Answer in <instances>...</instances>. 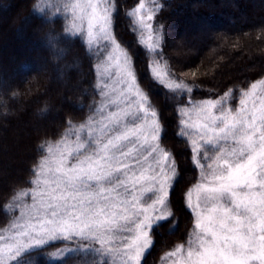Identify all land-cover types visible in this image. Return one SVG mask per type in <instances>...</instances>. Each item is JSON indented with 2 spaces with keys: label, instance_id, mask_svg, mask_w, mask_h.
Wrapping results in <instances>:
<instances>
[{
  "label": "snow or ice",
  "instance_id": "obj_1",
  "mask_svg": "<svg viewBox=\"0 0 264 264\" xmlns=\"http://www.w3.org/2000/svg\"><path fill=\"white\" fill-rule=\"evenodd\" d=\"M85 7V41L98 59L101 102L85 123L69 121L59 140L41 144L35 187L15 193L9 207L19 215L0 230V264H20L56 240L77 242L52 253L56 260L75 252L95 253L92 264H116L117 258L141 264L153 223L171 215L167 201L177 166L160 143L158 112L110 31L112 4L87 0L65 10L76 19ZM144 7L129 15L148 32L142 43L156 53L162 38L153 37L140 15ZM74 29L81 30L73 23L66 31ZM150 71L177 101L178 136L187 138L198 170V182L186 193L196 231L186 249L180 245L167 255L184 252L179 264H264V79L242 90L232 108L230 92L193 100V88L170 76L159 58Z\"/></svg>",
  "mask_w": 264,
  "mask_h": 264
},
{
  "label": "trees",
  "instance_id": "obj_2",
  "mask_svg": "<svg viewBox=\"0 0 264 264\" xmlns=\"http://www.w3.org/2000/svg\"><path fill=\"white\" fill-rule=\"evenodd\" d=\"M119 1L117 34L125 36L132 53L140 54L127 31L131 20L124 15L138 0ZM161 2L156 18L175 74L193 88V99H218L230 92L226 102L236 108L241 91L264 79V0ZM136 58L146 76L144 59ZM61 76L66 77L64 84ZM166 95L161 91L159 97L170 139L166 148L177 153L185 177L193 178L185 141L174 136V108L163 101ZM98 98L95 57L81 40L65 32L61 15L41 7V0H0V230L10 228L19 215L9 207L15 193L35 187L33 169L44 155L41 144L59 140L69 121L85 123ZM178 194L174 200L180 212ZM187 226L183 219L181 236ZM169 241L154 243L145 264H154ZM75 247L77 242L56 240L24 256L20 264H92L95 253L69 252L63 260L51 255Z\"/></svg>",
  "mask_w": 264,
  "mask_h": 264
},
{
  "label": "rangeland",
  "instance_id": "obj_3",
  "mask_svg": "<svg viewBox=\"0 0 264 264\" xmlns=\"http://www.w3.org/2000/svg\"><path fill=\"white\" fill-rule=\"evenodd\" d=\"M162 0H138L137 3H134L130 8H127L124 12H125V16H127V18L129 17L131 22L128 21L127 24V31L129 32V35L132 36L133 39V43L137 45V47L140 49V54L137 55H141L142 58L145 61V71H146V76L142 75L141 68H139L137 61L139 59H137V55H135L134 53H132L131 51V46L129 45V42L126 40L125 36L123 34H117L116 31V19L117 21H119V17H120V13L122 11V9H120L119 0H109V2L112 4V20H111V28L110 31L112 32L115 40L117 41V43H119L121 45L122 48H124L130 59H131V64L132 67L135 71V74L137 76L138 79V83L140 84L141 88L143 89V91L147 94L151 104L153 107H155V109L158 112L159 115V120H160V124H161V139H160V143L162 144V146L167 150V146H166V142H168L169 136L168 133L166 134V130H167V124L165 119L162 116V109L163 106H161V102H160V92L163 91L164 94L166 95V93L168 95H166L163 98V101L167 102V105L172 106L173 105V114H174V124H175V133L174 136L180 140L182 139L183 141H185V145L187 147V149L189 150L190 153V163H191V170L193 171V178H187L185 177V171L182 169L181 167V162L178 159L177 153L174 154L171 150L170 152L172 153L173 157L175 156L177 159L175 158V163L177 166V174L176 177L174 178V183H173V187L170 189V196L169 199L167 201V208L168 210L171 212V215L169 217H167L164 220L161 221H157L154 222L151 229H150V239L152 240V244L151 246L145 251V254L142 256L141 259V264H145L149 254L152 250V246L154 245V243H157L158 241L162 240V238L171 239V242H167L166 245L164 247L161 248L160 252L157 253V256H155L156 258L154 259V264H179V260L181 259V257H183L184 252L178 253L175 256H168L167 254L169 252L174 251L177 246L180 245H184L185 249L187 248L188 245V240L189 237L193 234L194 231H196L195 229V218H194V214L191 211V209L186 206V193L191 189V187L196 184L198 182V170L194 167L193 162H192V153H191V149H190V144L187 140V138L185 137H181L178 136V131H179V121H178V116H177V101L173 99V94L168 91L163 85H161L160 83H158L155 78L153 77V75L151 74L150 71V66L153 62L154 59L159 58L160 62L162 65H164L165 67V71L172 76L175 79L178 80H182L185 82V80L178 78V76L175 74V72L173 70L174 67L169 63L168 64V58L169 55L167 54L166 50H165V46H164V34H163V29L160 26V24L157 21V14L158 11L162 5ZM81 3V5H86L87 4V0H41V7H45L48 9H51L53 11H55V13L57 15H61V22H63L64 25V30L68 35H71L75 38H78L79 40L82 41L83 45L85 46V48L91 52L94 57H95V66L98 63V59L97 56L95 54V52L93 50H91L89 48V46L87 45L86 41H85V31H86V26H87V19H88V15L90 14V10H88L86 7L83 9V11L77 10V16L79 18L73 19L72 15L70 13H68L65 10V5H67L68 3ZM140 4H144L145 7L144 9L141 11L140 15L145 17V22L149 23L152 25V35L153 37H161V47L157 50L156 53H153L151 51H149L146 46L142 43V40L147 38L148 32L147 31H141V29L139 28L138 24H136L135 18L130 16L129 13L133 12L134 10L138 9ZM148 14H152L154 16V19L152 21H147L146 17ZM76 24L80 26L81 30H73L72 33L66 31V29L69 28L70 24ZM20 38H22V36H19ZM76 67V66H75ZM66 70H68L66 68ZM41 71V69H40ZM57 71L58 70H55ZM96 76H97V83H98V90L100 93V78L98 76L97 73V68H96ZM66 77L65 76H61V80L60 82L62 84L65 83ZM56 82H59L58 80H56ZM186 83V82H185ZM251 87V86H250ZM249 87V89H250ZM248 89V90H249ZM192 97V96H191ZM193 99V98H192ZM195 100V99H193ZM195 101H200V100H195ZM101 102V96L99 94V98H98V104L97 106L100 104ZM177 116V117H176ZM166 125V126H165ZM177 133V134H176ZM174 138H172L173 140ZM173 141H175L174 143H176V140L174 139ZM173 144V142H171ZM191 171V172H192ZM180 178V180H179ZM179 180V181H178ZM179 192L178 196L180 197V209L181 211H178V207H177V203L176 200H174V196ZM29 203H31V200L28 201ZM183 219H187L188 221V226L186 228L185 233L181 236L180 234V227H181V223L183 221ZM168 235V237H167ZM53 242V241H51ZM50 243V242H49ZM69 253V252H67ZM66 253V254H67ZM116 264H119V258H117L116 260Z\"/></svg>",
  "mask_w": 264,
  "mask_h": 264
},
{
  "label": "clouds",
  "instance_id": "obj_4",
  "mask_svg": "<svg viewBox=\"0 0 264 264\" xmlns=\"http://www.w3.org/2000/svg\"><path fill=\"white\" fill-rule=\"evenodd\" d=\"M45 111H46V109H45Z\"/></svg>",
  "mask_w": 264,
  "mask_h": 264
}]
</instances>
